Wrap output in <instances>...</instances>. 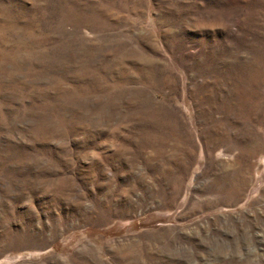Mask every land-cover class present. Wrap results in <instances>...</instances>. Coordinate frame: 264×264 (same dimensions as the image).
<instances>
[{
	"label": "rangeland",
	"instance_id": "obj_1",
	"mask_svg": "<svg viewBox=\"0 0 264 264\" xmlns=\"http://www.w3.org/2000/svg\"><path fill=\"white\" fill-rule=\"evenodd\" d=\"M0 264H264V0H0Z\"/></svg>",
	"mask_w": 264,
	"mask_h": 264
},
{
	"label": "crops",
	"instance_id": "obj_2",
	"mask_svg": "<svg viewBox=\"0 0 264 264\" xmlns=\"http://www.w3.org/2000/svg\"><path fill=\"white\" fill-rule=\"evenodd\" d=\"M219 148L223 149V146H220Z\"/></svg>",
	"mask_w": 264,
	"mask_h": 264
}]
</instances>
